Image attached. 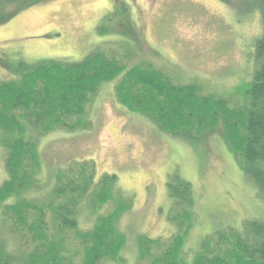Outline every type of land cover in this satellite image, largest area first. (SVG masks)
Wrapping results in <instances>:
<instances>
[{"label":"trees","instance_id":"1","mask_svg":"<svg viewBox=\"0 0 264 264\" xmlns=\"http://www.w3.org/2000/svg\"><path fill=\"white\" fill-rule=\"evenodd\" d=\"M248 1L260 35L252 80L239 98L203 94L150 66L124 73L125 56L117 51L96 49L79 63L17 62L16 79L0 81V264L121 261L127 238L116 224L132 209L134 195L116 175L99 176L91 160L69 161L42 178L38 151L40 137L90 130L95 97L116 78L115 103L158 132L185 139L216 133L264 199V0ZM171 179L166 219L176 232L137 235L136 264H264V219L215 231L187 261L183 248L197 222L196 199L188 182Z\"/></svg>","mask_w":264,"mask_h":264},{"label":"rangeland","instance_id":"2","mask_svg":"<svg viewBox=\"0 0 264 264\" xmlns=\"http://www.w3.org/2000/svg\"><path fill=\"white\" fill-rule=\"evenodd\" d=\"M259 35L248 0H0V81L16 79L18 61L79 63L100 49L124 55V73L150 66L203 94L239 98L252 80ZM119 79L95 97L90 130L38 138L42 178L69 161L91 160L99 176L116 175L134 195L116 224L127 238L119 264H136L137 235L176 232L166 219L173 175L190 184L196 199L197 222L183 248L189 262L206 236L264 219V199L216 133L185 139L158 132L115 103Z\"/></svg>","mask_w":264,"mask_h":264}]
</instances>
